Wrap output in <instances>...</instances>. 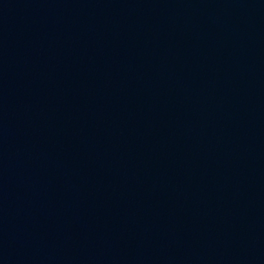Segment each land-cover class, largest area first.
Here are the masks:
<instances>
[{
  "label": "water",
  "instance_id": "95a60500",
  "mask_svg": "<svg viewBox=\"0 0 264 264\" xmlns=\"http://www.w3.org/2000/svg\"><path fill=\"white\" fill-rule=\"evenodd\" d=\"M0 264H264V0H0Z\"/></svg>",
  "mask_w": 264,
  "mask_h": 264
}]
</instances>
